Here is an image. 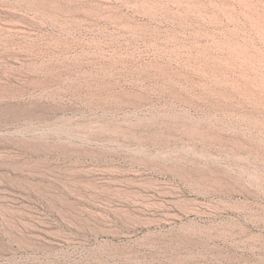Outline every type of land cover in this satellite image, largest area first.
<instances>
[{
  "label": "rangeland",
  "instance_id": "rangeland-1",
  "mask_svg": "<svg viewBox=\"0 0 264 264\" xmlns=\"http://www.w3.org/2000/svg\"><path fill=\"white\" fill-rule=\"evenodd\" d=\"M0 264H264V0H0Z\"/></svg>",
  "mask_w": 264,
  "mask_h": 264
},
{
  "label": "bare ground",
  "instance_id": "bare-ground-1",
  "mask_svg": "<svg viewBox=\"0 0 264 264\" xmlns=\"http://www.w3.org/2000/svg\"><path fill=\"white\" fill-rule=\"evenodd\" d=\"M194 202L196 201L194 200ZM235 209L236 208L234 207V210ZM204 216H206V213L202 209L200 210L196 208L186 209L181 215L173 216V218L180 223L179 229L182 231L178 234V238L188 241L191 235L196 237L210 235L211 228L209 227V224L202 221ZM184 219L187 220L183 221Z\"/></svg>",
  "mask_w": 264,
  "mask_h": 264
}]
</instances>
